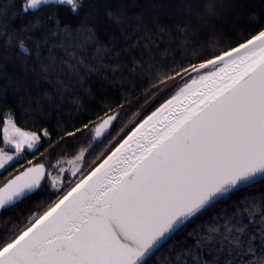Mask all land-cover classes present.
Here are the masks:
<instances>
[{"label": "snow or ice", "instance_id": "snow-or-ice-1", "mask_svg": "<svg viewBox=\"0 0 264 264\" xmlns=\"http://www.w3.org/2000/svg\"><path fill=\"white\" fill-rule=\"evenodd\" d=\"M62 5L78 14L83 0L0 6L5 49L26 37L16 45L25 71L54 85L33 103L59 107L67 97L79 112L78 89L94 75L102 84H139L145 96L182 86L87 166L86 154L138 97L127 93L116 109L106 103L102 118L80 127L65 123L54 141L48 129L25 131L2 118L9 150L0 148V169L19 168L4 178L0 209L43 195L28 217L0 220V264H264V4L94 0L75 24L61 20ZM41 6L52 8L47 23L25 19ZM7 101L0 93V107ZM89 135L70 158H51ZM25 152L39 156L20 165ZM244 189L260 194L229 206V195Z\"/></svg>", "mask_w": 264, "mask_h": 264}, {"label": "trees", "instance_id": "trees-1", "mask_svg": "<svg viewBox=\"0 0 264 264\" xmlns=\"http://www.w3.org/2000/svg\"><path fill=\"white\" fill-rule=\"evenodd\" d=\"M13 0H0V6L10 4ZM23 0H14L15 6L19 8ZM249 9H258L264 0H244ZM94 0H83V7L79 9L78 14H74L70 11L67 5L58 6V11L60 18L65 23L75 24L81 18H84L87 13L92 9ZM52 11V8L48 6H41L37 11H29L25 19H32L34 17H39L42 21H46V16L49 12ZM17 24L19 21L16 22ZM50 26V25H49ZM37 34L39 30H36ZM26 37H17L12 42V47L5 49L4 40L0 38V93H6L8 97L7 103L0 107V146L5 147L2 143V129H3V119L6 118L4 114L6 112L11 113L9 110L14 109V119L18 127L26 131H39L40 129H48L52 132V140L57 139V132L60 127L65 123L72 124L75 123L76 127H80L81 122H88V120L96 121L97 117H103L104 112L107 111V108L104 105L110 104L113 109H116L117 105L122 102V98L125 97L127 93H131L133 96L138 97L136 103L129 105L125 104L124 110L120 112L119 120L114 122V127H111L110 134L103 137L101 143H95V147L92 149L91 153L86 154L85 166L87 162L91 161L97 154H102L105 151V145L108 144V141L112 137L117 136L121 132V129L125 128L126 125L131 124L134 126L135 121L141 120L144 116L150 113L154 108L161 104L165 99L170 97L176 90L177 87L171 88L169 91H163L157 94L149 93L145 96L143 87L137 84L135 88H130L127 84H122L119 80H109L107 82L98 81V79L93 76L91 80L85 81L84 88L78 89L81 96L83 97L82 104L83 108L77 112L74 106L71 104V101L65 97L64 101L59 107L53 104L52 107H47L44 105H36L33 101L41 99L45 91L52 88L54 85H50L46 80L40 78L37 82L38 76L31 71V68L27 71L24 69L25 60L23 56L16 55V45L19 42V39ZM192 63H197L198 61L192 60ZM31 65L32 61H28ZM17 82L21 84L20 88L16 87ZM89 91L93 94L94 98L89 97ZM101 96L107 97L106 101L100 99ZM19 97H23V106L18 102ZM147 101V103H146ZM135 114V115H134ZM128 131L131 130L129 127ZM127 132H123L120 138H123V135H126ZM91 139V136H80L78 137L77 142H73L72 148L63 152L65 148L64 145L61 148L57 149L54 153L51 154L53 160L63 156L65 159L70 158L74 154L75 149L80 147H86L88 141ZM48 147V143L45 142L40 147V152H43L45 148ZM9 149V148H8ZM13 150V149H12ZM32 155L39 156V152H33ZM32 155H29L28 152H25L23 157L20 159V165H24L25 161L32 158ZM63 166V165H62ZM7 171L4 169L0 171V186L3 185L4 178L9 176V173H12L14 169L19 168V166L12 162L10 166H6ZM257 189L260 186H256ZM254 195H259V191H253L250 189L236 190L232 192L227 203L231 206L232 203L241 200L244 196L249 193ZM43 194L34 195L31 199L24 200L22 203H18L15 208L2 209L0 211V220H4L8 217L13 219H19L21 213L24 217H28L30 213L37 211L35 207L36 203L42 199ZM55 197H50L51 199ZM222 205H216L213 209H209L204 212L199 218L194 221H191L189 224V230L193 225H198L201 221L207 220L209 215L219 208ZM164 250L158 252L153 260L161 257ZM151 264V262H150Z\"/></svg>", "mask_w": 264, "mask_h": 264}, {"label": "rangeland", "instance_id": "rangeland-1", "mask_svg": "<svg viewBox=\"0 0 264 264\" xmlns=\"http://www.w3.org/2000/svg\"><path fill=\"white\" fill-rule=\"evenodd\" d=\"M180 86H182V85H180ZM6 118H12L11 113H9V116L6 117ZM25 131H26V130H25ZM0 148H5L6 151L9 150L7 146H5V147H1V146H0ZM11 150H12V149H11ZM12 151H14V149H13ZM11 163H12V162H9V164H11ZM1 170H3V169H0V171H1Z\"/></svg>", "mask_w": 264, "mask_h": 264}, {"label": "water", "instance_id": "water-1", "mask_svg": "<svg viewBox=\"0 0 264 264\" xmlns=\"http://www.w3.org/2000/svg\"><path fill=\"white\" fill-rule=\"evenodd\" d=\"M176 91H177V90H176ZM176 91H175V92H176ZM175 92H174L172 95H174V94H175ZM168 98H169V97H168ZM168 98H167V99H168ZM162 103H163V102H162ZM159 105H160V104H159ZM159 105H158V106H159ZM158 106H157V107H158ZM154 110H155V108H154L152 111H154ZM152 111H151V112H152ZM151 112H150V113H151ZM150 113H148V114H150ZM148 114H147V115H148ZM135 123H138V122H137V121H135V122H134V126H135ZM134 126H133V127H134ZM2 186H3V185H2ZM2 186H0V187H2ZM1 210H2V209H0V211H1Z\"/></svg>", "mask_w": 264, "mask_h": 264}]
</instances>
